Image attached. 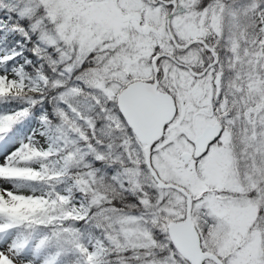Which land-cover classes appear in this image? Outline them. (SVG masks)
<instances>
[{"label": "snow or ice", "instance_id": "1", "mask_svg": "<svg viewBox=\"0 0 264 264\" xmlns=\"http://www.w3.org/2000/svg\"><path fill=\"white\" fill-rule=\"evenodd\" d=\"M0 264H264V0H0Z\"/></svg>", "mask_w": 264, "mask_h": 264}]
</instances>
